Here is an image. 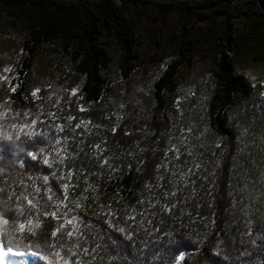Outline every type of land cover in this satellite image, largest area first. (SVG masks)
<instances>
[{
	"label": "trees",
	"instance_id": "1",
	"mask_svg": "<svg viewBox=\"0 0 264 264\" xmlns=\"http://www.w3.org/2000/svg\"><path fill=\"white\" fill-rule=\"evenodd\" d=\"M0 14L23 35L0 49V232L20 260L264 264V190L242 184L264 158L243 161L239 112L255 101L248 116L262 120L264 85L231 62H264L257 0H0ZM48 49L68 75L31 77ZM204 59L206 135L170 107L179 77ZM153 67L152 95L128 86Z\"/></svg>",
	"mask_w": 264,
	"mask_h": 264
},
{
	"label": "rangeland",
	"instance_id": "2",
	"mask_svg": "<svg viewBox=\"0 0 264 264\" xmlns=\"http://www.w3.org/2000/svg\"><path fill=\"white\" fill-rule=\"evenodd\" d=\"M253 0H234L236 7L251 5ZM3 14H0V49L2 45L15 44L19 45L23 41V35L19 30L11 28L2 19ZM236 23V22H235ZM169 30L176 31V20L171 16L167 20V26ZM114 51V50H113ZM117 53L116 51H114ZM229 55H234L232 50H227ZM20 54L23 55L24 52L20 50ZM235 55L232 57L231 62L233 63V68L236 72L244 73L253 85H264V62L257 61L254 58L248 56L242 59H234ZM116 57V61H117ZM213 64L211 60H197L195 65L185 70L178 80L177 90L170 95V107L172 111L175 112H185L190 115V119L197 129H200L201 134H207L206 122L204 114L206 111V104L211 90L214 87L212 69ZM7 78L12 80L15 79L16 67L12 64H7L6 68ZM70 69L68 67L65 58L57 51L48 49L42 51L36 58L35 66L31 71V77L38 78L39 76L45 77H55L58 78L59 75H68ZM159 74L158 68H151L143 76H138L130 83L128 86L135 88V90H140L142 95L150 96L152 95V87L154 77ZM111 80L115 85H125V82L121 79V73L119 67L114 63L110 69ZM120 88V86L118 87ZM73 94L80 101L82 98L78 94L75 88H73ZM264 98V97H263ZM258 101V99H257ZM259 104V102H257ZM264 106V103H262ZM253 108H246L242 112L244 117L243 133H242V149L243 161H247L253 164L255 167L261 161L260 158H264V110L259 112L257 117L262 118L260 121L256 118L253 113L252 116H248L249 111L255 110V101L252 105ZM264 108V107H263ZM244 112V113H243ZM252 173L247 180H244L242 184L251 187V191L258 193V196L264 190V169L253 168ZM257 196V198H258ZM256 202L253 201L251 205V214H255ZM18 256V254H17ZM30 256H25L29 258ZM20 259V258H19ZM28 260V259H26ZM21 261V260H20Z\"/></svg>",
	"mask_w": 264,
	"mask_h": 264
},
{
	"label": "snow or ice",
	"instance_id": "3",
	"mask_svg": "<svg viewBox=\"0 0 264 264\" xmlns=\"http://www.w3.org/2000/svg\"><path fill=\"white\" fill-rule=\"evenodd\" d=\"M14 90V89H13ZM4 224H7V220L2 221ZM20 228L23 229L24 225H20ZM17 255L16 252L13 251L12 245L9 242L8 245H5L3 240V233L0 232V264H28V260H21V261H13L9 259V257ZM24 256H32L37 257V253H23ZM182 259V257H181Z\"/></svg>",
	"mask_w": 264,
	"mask_h": 264
},
{
	"label": "water",
	"instance_id": "4",
	"mask_svg": "<svg viewBox=\"0 0 264 264\" xmlns=\"http://www.w3.org/2000/svg\"><path fill=\"white\" fill-rule=\"evenodd\" d=\"M73 1H78V0H73ZM95 1H102V0H95ZM160 1H179V0H160ZM257 3L261 9L264 10V0H257ZM29 259V258H26Z\"/></svg>",
	"mask_w": 264,
	"mask_h": 264
},
{
	"label": "bare ground",
	"instance_id": "5",
	"mask_svg": "<svg viewBox=\"0 0 264 264\" xmlns=\"http://www.w3.org/2000/svg\"><path fill=\"white\" fill-rule=\"evenodd\" d=\"M9 259L13 260V261H20L19 257L17 255L9 257Z\"/></svg>",
	"mask_w": 264,
	"mask_h": 264
}]
</instances>
